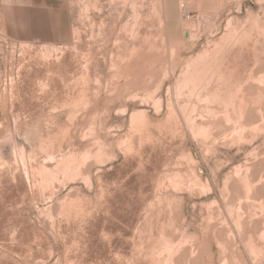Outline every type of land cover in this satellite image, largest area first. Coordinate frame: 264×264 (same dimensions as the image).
Segmentation results:
<instances>
[{
  "label": "rangeland",
  "instance_id": "1",
  "mask_svg": "<svg viewBox=\"0 0 264 264\" xmlns=\"http://www.w3.org/2000/svg\"><path fill=\"white\" fill-rule=\"evenodd\" d=\"M10 1L0 264H264V0Z\"/></svg>",
  "mask_w": 264,
  "mask_h": 264
},
{
  "label": "crops",
  "instance_id": "2",
  "mask_svg": "<svg viewBox=\"0 0 264 264\" xmlns=\"http://www.w3.org/2000/svg\"><path fill=\"white\" fill-rule=\"evenodd\" d=\"M63 3L64 0H12L9 8L14 14V24L32 25V29H26V34L33 36L31 38L52 39L63 34L70 35L64 24L67 13ZM33 23L38 24V29H34Z\"/></svg>",
  "mask_w": 264,
  "mask_h": 264
},
{
  "label": "built area",
  "instance_id": "3",
  "mask_svg": "<svg viewBox=\"0 0 264 264\" xmlns=\"http://www.w3.org/2000/svg\"><path fill=\"white\" fill-rule=\"evenodd\" d=\"M180 10L182 11L183 17L185 18L186 21H190L191 19V14L189 13V10H187V7L185 4H182L180 6Z\"/></svg>",
  "mask_w": 264,
  "mask_h": 264
},
{
  "label": "bare ground",
  "instance_id": "4",
  "mask_svg": "<svg viewBox=\"0 0 264 264\" xmlns=\"http://www.w3.org/2000/svg\"><path fill=\"white\" fill-rule=\"evenodd\" d=\"M199 175H201V176L203 177V174H202V172H201V171H199Z\"/></svg>",
  "mask_w": 264,
  "mask_h": 264
}]
</instances>
